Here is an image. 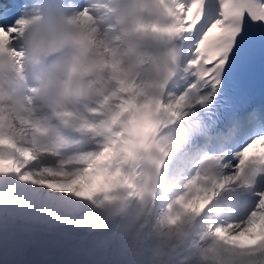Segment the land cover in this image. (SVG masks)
<instances>
[{"label": "snow or ice", "instance_id": "6c2138e0", "mask_svg": "<svg viewBox=\"0 0 264 264\" xmlns=\"http://www.w3.org/2000/svg\"><path fill=\"white\" fill-rule=\"evenodd\" d=\"M54 14L37 30L36 0H0V185L157 210L181 264H264V0ZM149 37L160 54L141 51ZM38 154L56 166L31 168Z\"/></svg>", "mask_w": 264, "mask_h": 264}, {"label": "clouds", "instance_id": "9594fccd", "mask_svg": "<svg viewBox=\"0 0 264 264\" xmlns=\"http://www.w3.org/2000/svg\"><path fill=\"white\" fill-rule=\"evenodd\" d=\"M37 30L55 23L58 0H36ZM160 19L163 16L151 17ZM141 51L160 54L152 38ZM56 159L38 154L33 169L55 167ZM157 210L139 214L99 210L90 203L31 185H0V264H181L187 244L165 246ZM40 236L55 237L50 247L36 251ZM57 253H59L57 255Z\"/></svg>", "mask_w": 264, "mask_h": 264}, {"label": "bare ground", "instance_id": "6f19581e", "mask_svg": "<svg viewBox=\"0 0 264 264\" xmlns=\"http://www.w3.org/2000/svg\"><path fill=\"white\" fill-rule=\"evenodd\" d=\"M7 183H9V184H13V185L15 184L14 182H7ZM49 237H50V236H49ZM52 238H55V237H52ZM245 242H246V243H252L253 241H247V240H246Z\"/></svg>", "mask_w": 264, "mask_h": 264}]
</instances>
